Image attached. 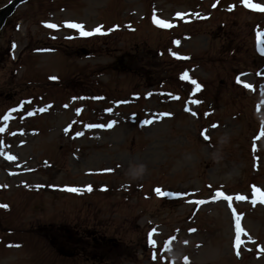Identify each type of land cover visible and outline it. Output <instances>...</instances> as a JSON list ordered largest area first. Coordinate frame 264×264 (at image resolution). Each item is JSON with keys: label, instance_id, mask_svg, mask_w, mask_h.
Segmentation results:
<instances>
[{"label": "rangeland", "instance_id": "rangeland-1", "mask_svg": "<svg viewBox=\"0 0 264 264\" xmlns=\"http://www.w3.org/2000/svg\"><path fill=\"white\" fill-rule=\"evenodd\" d=\"M153 14L174 27L159 28ZM65 22L105 34L81 37ZM261 49L264 12L240 0L20 5L0 30V264H98L50 247L77 240L103 249L104 264H264V203L251 202L253 186L264 193ZM184 71L202 89L181 81ZM108 120L113 127H86ZM139 164L140 178L126 175ZM217 188L246 199L232 209L189 202Z\"/></svg>", "mask_w": 264, "mask_h": 264}, {"label": "snow or ice", "instance_id": "snow-or-ice-1", "mask_svg": "<svg viewBox=\"0 0 264 264\" xmlns=\"http://www.w3.org/2000/svg\"><path fill=\"white\" fill-rule=\"evenodd\" d=\"M240 3L245 8H248V9H251V10H254V11L264 12V5H261V4H258V3H253L252 0H240ZM212 7L215 8L216 4L214 3L212 5ZM232 8H233V6L229 5L228 10L231 11ZM182 15L183 14H181V13H176L177 17H181ZM152 22H153V24H155L159 28H163V29H170V28L174 27V25L172 23H170L169 21H166L164 19H157L155 14H153ZM65 23H66V26L68 28L77 30L81 37H89V36L96 35V34H99V35L105 34L102 31V26H99V25L89 31V30H85V27L82 24H80V23H76V22H65ZM46 27H48V28H56L57 25H55V24H47ZM109 31H111V29H109ZM175 43H178V41L175 42ZM13 47H15V45H13ZM261 51L264 52V49H261ZM173 55H176V54L173 53ZM177 58L178 59H186V57H179V56H177ZM50 79H55V77H50ZM179 79L181 81H188L191 85L194 86V90L195 91H199L201 89V85L195 79H191L189 77V74H188L187 71H184L183 73H181ZM237 83H240V79L239 78H237ZM244 87L245 88H251L252 86L249 85V84H244ZM148 95H151V93H148ZM174 98L178 99L179 97H174ZM72 99L73 100H75V99H84V97H73ZM191 103L198 104V103H200V101L194 99V100L191 101ZM50 107H51L50 104H46L43 107H39V108H36L34 110L27 111L26 114L28 116H32L34 114V112L35 113H42V112L46 111L48 108H50ZM64 107H67V105H64ZM184 110L186 112H191V115H193V116L196 115V113L192 112L187 106L185 107ZM14 111H19V109H14ZM76 111H77V113H79L80 109H77ZM106 111L111 113L112 110H111V108H108V109H106ZM161 115L170 116L171 113H162ZM205 115H207V113ZM4 119L7 120L8 117L5 116ZM115 123H116V121L108 120L107 123H90V124H87L86 127H88V128H105V129H108V128L113 127V125ZM151 123H152L151 120H145L143 122V124H145V125L151 124ZM212 127H216V125L213 124ZM2 131H4V129L0 128V132H2ZM65 131L67 132L68 129L66 128ZM261 134L264 135V132H262ZM76 135L79 136V135H81V133H76ZM201 135L203 136L204 133L202 132ZM204 139L207 140L208 137L204 136ZM5 158L8 159V160H15L16 159L14 156H11V155H6ZM105 171H111V169H106ZM209 188H211V186H209ZM221 188H222V186H221ZM221 188H217L216 190H214L212 192V195L209 197V199L190 200L189 202L194 204V205L199 206V205L207 204L209 202H218L220 200H223V201L227 202V206L229 207V209H232L233 200L244 201L246 199V197L244 195L239 194V193L234 194V195H228L224 191H222ZM66 190L70 191V192H79L80 191V189L76 188V187H69ZM87 190L91 191V187L89 186L87 188ZM155 192H156L157 195H160V196H172V195L180 196L181 195L180 193L162 192L160 188H156ZM252 193H253V200L251 202L253 204H255L257 197L260 198V202L261 203H264V193H262L260 189H258L255 186H253ZM0 207H7V205H0ZM233 218L235 220V244H234V248L239 249V247H240V245L242 243V241H241V233L244 230L242 229L241 224H240V216L236 214L234 209H233ZM155 231L156 230L153 229L151 232L148 233V243L152 247H155V241L152 239L153 233ZM189 231H195V229H190ZM245 235H246V233H245ZM249 239H251V237H249ZM185 243H187V242H185ZM236 255L239 256V251L238 250L236 252ZM155 258H156V256H155V254H153V259H155ZM185 264H187V257H185Z\"/></svg>", "mask_w": 264, "mask_h": 264}, {"label": "water", "instance_id": "water-1", "mask_svg": "<svg viewBox=\"0 0 264 264\" xmlns=\"http://www.w3.org/2000/svg\"><path fill=\"white\" fill-rule=\"evenodd\" d=\"M23 1L24 0H15L11 5H9L0 13V27L2 26L6 18L11 15L15 8Z\"/></svg>", "mask_w": 264, "mask_h": 264}, {"label": "clouds", "instance_id": "clouds-1", "mask_svg": "<svg viewBox=\"0 0 264 264\" xmlns=\"http://www.w3.org/2000/svg\"><path fill=\"white\" fill-rule=\"evenodd\" d=\"M145 171V165L139 164L134 167H130V169L126 172L131 179H138L140 178Z\"/></svg>", "mask_w": 264, "mask_h": 264}, {"label": "trees", "instance_id": "trees-1", "mask_svg": "<svg viewBox=\"0 0 264 264\" xmlns=\"http://www.w3.org/2000/svg\"><path fill=\"white\" fill-rule=\"evenodd\" d=\"M93 247H94V246H93ZM95 247H96V245H95ZM95 247H94V248H95ZM84 249H85V245H80V246H79V249H78V250H79L78 253H79V254H80V253H83V252H84ZM76 250H77V249H76ZM78 250H77V251H78ZM62 253H64V252L62 251ZM101 260H102V258L99 259V261H101Z\"/></svg>", "mask_w": 264, "mask_h": 264}]
</instances>
